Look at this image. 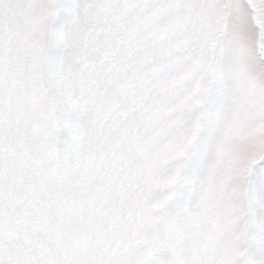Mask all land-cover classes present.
<instances>
[{
	"label": "snow or ice",
	"instance_id": "1",
	"mask_svg": "<svg viewBox=\"0 0 264 264\" xmlns=\"http://www.w3.org/2000/svg\"><path fill=\"white\" fill-rule=\"evenodd\" d=\"M0 264H264V0H0Z\"/></svg>",
	"mask_w": 264,
	"mask_h": 264
}]
</instances>
